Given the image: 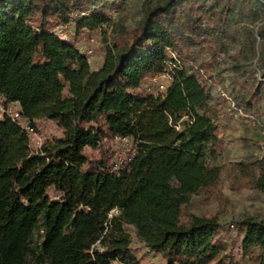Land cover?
<instances>
[{
	"label": "trees",
	"instance_id": "16d2710c",
	"mask_svg": "<svg viewBox=\"0 0 264 264\" xmlns=\"http://www.w3.org/2000/svg\"><path fill=\"white\" fill-rule=\"evenodd\" d=\"M196 1L145 8L129 41L113 38L92 70L76 44L56 34L69 23H108L90 0H0V101L14 104L33 133L41 120L58 129L34 148L21 123L0 117V264H151L131 250V233L162 264L231 263L221 256L217 218L181 216L220 175L206 158L221 143L211 95L188 55L199 39L222 47L225 20L207 24L215 6ZM178 3H188L181 24L170 12ZM254 65L264 76V58ZM163 73L164 92L141 91ZM258 99V86L244 108L232 98L245 114ZM122 138L126 152L112 149L109 141ZM236 165L264 191V157ZM238 224L239 247L258 246L264 264V219Z\"/></svg>",
	"mask_w": 264,
	"mask_h": 264
},
{
	"label": "rangeland",
	"instance_id": "374dc122",
	"mask_svg": "<svg viewBox=\"0 0 264 264\" xmlns=\"http://www.w3.org/2000/svg\"><path fill=\"white\" fill-rule=\"evenodd\" d=\"M165 1L90 0V4L105 14L109 22L92 30L78 29L75 23H69L56 29V34L73 41L80 51L84 50L83 47L90 49L91 54L86 56L91 69L102 62L106 46L112 43L113 38L129 41L132 32L141 24L145 8ZM196 5L201 8L215 6L204 15L207 24L214 26L218 19L225 20L223 33L220 35L222 47L210 37L199 39L190 48L188 55L190 65L200 69V78L211 95L207 110L215 117L218 129L216 133L220 134L218 138L221 143L216 155L210 159L207 154L206 158L209 166L219 167L220 175L214 187L200 191L190 198L182 208L181 216L185 222L190 216L217 218L221 223L217 238L234 240L241 231L238 224L241 220L248 217L264 219V191L254 189L252 175H241L242 171L236 165L264 157V76L254 65L258 58H264V0H197ZM170 12L173 13L176 24L184 23L189 13L188 3H178ZM89 38H93L94 42L89 43ZM221 48L222 52H219ZM157 82L169 84L165 76L158 77ZM143 84L142 92L159 94L151 79L145 80ZM257 86L259 99L250 110L254 120L234 116L226 97L233 98L244 108L243 98ZM13 108L15 106L3 105L0 101V117L2 111ZM20 122L27 126L24 121ZM57 134L58 129L53 123L38 121L37 132L32 135V145L39 148L45 140ZM126 143L109 141L112 149L124 152L128 148ZM206 196L208 202L205 203ZM230 224L233 228L229 227ZM130 248L138 257L151 264H162L161 258L151 253L134 233L130 236ZM233 252L234 249L230 250L226 246L221 256L229 259L232 264L254 263L253 255L243 263L234 260Z\"/></svg>",
	"mask_w": 264,
	"mask_h": 264
},
{
	"label": "built area",
	"instance_id": "2783aa9c",
	"mask_svg": "<svg viewBox=\"0 0 264 264\" xmlns=\"http://www.w3.org/2000/svg\"><path fill=\"white\" fill-rule=\"evenodd\" d=\"M88 42L89 43H93L94 42V39L93 38H89ZM83 49H84L83 51H80L79 50L81 54H83L85 56L91 54V50L88 49L87 47H83ZM172 56L174 57V54H172ZM161 76L162 77L165 76L166 79H167V81H170V76H169L168 73L160 74L157 77L151 79V83L154 84V87L156 88V90L158 92H164L165 89H166V87H167L166 84H162V83H158L157 82L158 77H161ZM226 99L228 101L229 107L233 111V115L234 116L239 115V116L247 117V118L251 119L252 121L254 120L253 115H251V114H245L239 108H237L236 105H235V103L233 102L232 98L226 97ZM11 105L15 106L14 104H11ZM16 108L17 107L15 106V108H13L11 110L8 109V110L2 111V115H5V116L9 117L10 119H12L14 121H18L19 123H21L20 121H22V119H21V116H20V113H19L18 109H16ZM24 128H25V130H26V132L28 134H33V130L30 127L24 126ZM120 141L126 143V139L125 138H122ZM229 227L230 228H233V225L230 224Z\"/></svg>",
	"mask_w": 264,
	"mask_h": 264
},
{
	"label": "crops",
	"instance_id": "0c3cea01",
	"mask_svg": "<svg viewBox=\"0 0 264 264\" xmlns=\"http://www.w3.org/2000/svg\"><path fill=\"white\" fill-rule=\"evenodd\" d=\"M103 56H104V53H103ZM103 56H102V59H103ZM101 59V61H102ZM101 65V62L98 63L97 67H93L91 68L92 70H96L100 67ZM217 125V124H216ZM217 127V126H216ZM218 130V129H217ZM218 137H220V134H218ZM242 230L238 233V237L234 238V240H220V242L224 245V247L228 246L229 249H234L235 252H233V255L235 256L234 257V260H237L238 262H245L246 259H248L249 256L253 255L254 257V263L253 264H257L258 263V259H259V248L258 246H252L248 249H245V250H242L239 245H240V242L242 240ZM254 251V252H253ZM227 264H232V263H227Z\"/></svg>",
	"mask_w": 264,
	"mask_h": 264
}]
</instances>
